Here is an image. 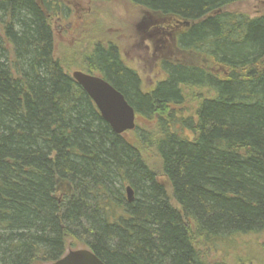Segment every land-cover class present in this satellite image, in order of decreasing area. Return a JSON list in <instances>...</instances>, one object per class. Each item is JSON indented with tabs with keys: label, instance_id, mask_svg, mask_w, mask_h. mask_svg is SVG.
<instances>
[{
	"label": "trees",
	"instance_id": "1",
	"mask_svg": "<svg viewBox=\"0 0 264 264\" xmlns=\"http://www.w3.org/2000/svg\"><path fill=\"white\" fill-rule=\"evenodd\" d=\"M59 1L0 0V264H49L68 245L105 264H220L209 252L263 234L264 14L225 11L252 0H129L189 21L178 48L227 71L163 61L144 91L116 44L94 43L80 71L133 107L122 134L54 55Z\"/></svg>",
	"mask_w": 264,
	"mask_h": 264
},
{
	"label": "rangeland",
	"instance_id": "2",
	"mask_svg": "<svg viewBox=\"0 0 264 264\" xmlns=\"http://www.w3.org/2000/svg\"><path fill=\"white\" fill-rule=\"evenodd\" d=\"M59 2L63 6L60 8L63 11H58L49 19L55 41L54 55L70 74L85 68L82 61L96 42L117 45L124 64L139 75L141 88L144 91L151 90L158 81L166 77L161 68L162 61L199 66L211 73L227 71L201 54L181 50L176 46L177 32L171 34V37L166 34L172 31L168 25L172 21L175 23L177 19L175 17L170 21L169 16L147 12L129 0H60ZM225 11L245 13L250 16L264 14V0L235 3ZM148 16L157 23L155 25L149 23ZM144 23L146 27L156 30L157 34L152 36L144 34ZM179 29L182 30V26H179ZM259 66L264 67V60ZM196 102L195 92L191 91L190 96L186 97L185 102L176 108V111L183 116H191ZM138 124L145 127L143 122ZM127 136L130 137L131 134ZM147 159L151 168L159 170V160L155 153L150 157L147 156ZM159 179L167 188L169 187L165 178L160 176ZM234 243L231 250L226 253L222 251L220 255H215V251L212 253L208 251L211 260L220 264H264V233L243 236L239 238V242L234 241ZM71 249L72 247L68 245L66 252Z\"/></svg>",
	"mask_w": 264,
	"mask_h": 264
},
{
	"label": "water",
	"instance_id": "3",
	"mask_svg": "<svg viewBox=\"0 0 264 264\" xmlns=\"http://www.w3.org/2000/svg\"><path fill=\"white\" fill-rule=\"evenodd\" d=\"M177 23H185L186 26H189L188 21H176V24ZM71 76L90 97L103 120L109 124L115 133L122 134L134 129L135 111L121 92L100 76L88 74L79 70L73 71ZM125 190L127 200L132 201L133 189L127 186ZM49 264L105 263L89 248L81 247L68 250L59 259Z\"/></svg>",
	"mask_w": 264,
	"mask_h": 264
},
{
	"label": "flooded vegetation",
	"instance_id": "4",
	"mask_svg": "<svg viewBox=\"0 0 264 264\" xmlns=\"http://www.w3.org/2000/svg\"><path fill=\"white\" fill-rule=\"evenodd\" d=\"M162 15V14H161ZM163 16H169L168 18L170 19V21L171 20H173L174 19V17L173 16H171V15H163ZM148 18V22L149 23H152V24H154L155 25V23H157L156 22V20H153V18L151 17V16H148L147 17ZM176 21H186V20H180L179 18H177V19H175V23L172 21V23H169V25H168V27L170 28V29H172V31H170V32H166V34L169 36V37H171V34H175L176 32V34H178L177 36H176V38H175V44H176V46H177V38H178V36L179 35H181V34H183V33H185L186 31H188L189 29H190V27H191V24H190V22L188 21V23H189V26H186L185 25V23H181V24H176ZM181 27L182 26V30H180L179 29V26ZM147 25H146V23H144V27H145V30H144V34H148L149 36H152V35H155V34H157V31L156 30H154V29H150L149 27H146ZM174 37V36H173ZM178 47V46H177ZM181 50H183V49H181ZM204 57V56H203ZM207 59V58H206ZM209 60V59H208ZM210 61V60H209ZM163 62V61H162ZM166 62H168V61H166ZM159 82V81H158Z\"/></svg>",
	"mask_w": 264,
	"mask_h": 264
}]
</instances>
